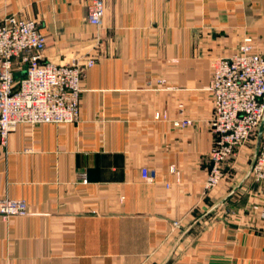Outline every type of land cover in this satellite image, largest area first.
<instances>
[{
	"label": "crops",
	"instance_id": "0c3cea01",
	"mask_svg": "<svg viewBox=\"0 0 264 264\" xmlns=\"http://www.w3.org/2000/svg\"><path fill=\"white\" fill-rule=\"evenodd\" d=\"M90 3L0 0V23L37 21L44 62L83 68L79 121L0 143V197L28 203L0 219V264H264L256 139L205 189L213 62L247 38L264 53V0H105L101 26Z\"/></svg>",
	"mask_w": 264,
	"mask_h": 264
},
{
	"label": "built area",
	"instance_id": "2783aa9c",
	"mask_svg": "<svg viewBox=\"0 0 264 264\" xmlns=\"http://www.w3.org/2000/svg\"><path fill=\"white\" fill-rule=\"evenodd\" d=\"M105 0H91L88 21L101 26ZM46 37L37 21L13 14L0 23V143L7 145L19 125L73 123L80 119L83 68L80 63L57 65L43 61ZM26 64V75L17 77V60ZM94 64L93 59L87 66ZM214 103L209 125L214 134L211 166L205 189L226 178L227 164L239 149L257 138L264 118V53L257 52L251 38L237 52L213 62L208 85ZM183 121L182 125L189 124ZM181 124V123H177ZM145 179H154L147 168ZM251 178L264 181V132ZM28 214L25 199L0 197V219Z\"/></svg>",
	"mask_w": 264,
	"mask_h": 264
},
{
	"label": "water",
	"instance_id": "95a60500",
	"mask_svg": "<svg viewBox=\"0 0 264 264\" xmlns=\"http://www.w3.org/2000/svg\"><path fill=\"white\" fill-rule=\"evenodd\" d=\"M263 132H264V118H263V120L261 121V123H260V125L258 127L257 138H256V152H255L253 161L251 163V167L249 169V172L247 174V177L245 179H247L249 176H251V173H252V170H253V166L255 164V161L257 159V156H258V153H259V150H260V144H261Z\"/></svg>",
	"mask_w": 264,
	"mask_h": 264
},
{
	"label": "rangeland",
	"instance_id": "374dc122",
	"mask_svg": "<svg viewBox=\"0 0 264 264\" xmlns=\"http://www.w3.org/2000/svg\"><path fill=\"white\" fill-rule=\"evenodd\" d=\"M234 158H235V157H234ZM234 158H233V159H234Z\"/></svg>",
	"mask_w": 264,
	"mask_h": 264
}]
</instances>
